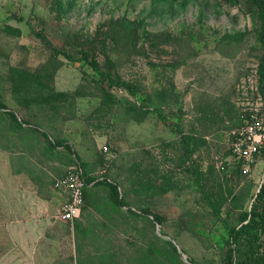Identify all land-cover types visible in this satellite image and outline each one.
<instances>
[{
  "label": "rangeland",
  "instance_id": "374dc122",
  "mask_svg": "<svg viewBox=\"0 0 264 264\" xmlns=\"http://www.w3.org/2000/svg\"><path fill=\"white\" fill-rule=\"evenodd\" d=\"M258 31L245 0H0V100L30 122L19 128L0 110V264H223L218 241L264 182V149L249 168L229 149L243 109L264 116ZM48 42L85 51L137 92L98 84L62 54L52 66ZM12 66L65 101L19 104ZM34 126L162 224L94 184L79 217L59 219L52 181L78 161Z\"/></svg>",
  "mask_w": 264,
  "mask_h": 264
},
{
  "label": "trees",
  "instance_id": "16d2710c",
  "mask_svg": "<svg viewBox=\"0 0 264 264\" xmlns=\"http://www.w3.org/2000/svg\"><path fill=\"white\" fill-rule=\"evenodd\" d=\"M158 2H167L169 0H157ZM256 6V16L259 21L258 40L262 47L263 54L258 62V81L259 87L262 90L264 86V0H245ZM169 5V4H168ZM127 27L131 26L128 23ZM8 33L19 34L20 30L7 26L5 28ZM39 35V34H37ZM41 36V35H39ZM49 44V42H48ZM50 47V44H49ZM52 49L47 61L56 66L60 63L57 60L59 54L64 55L71 63L76 64L80 70L86 72V68L91 70V76L95 82L108 86L123 87L135 94L137 87L115 75L110 71L104 70L99 62L85 51H80L79 56H73L67 52H62L58 48L51 46ZM9 77L12 83L15 97H17L19 104L44 103L53 105L52 103L63 102L68 95L67 92L54 91L47 84L42 83L36 72L22 69L16 66L10 67ZM0 110L9 117V119L19 128H25L30 125V122L24 118H19L16 112L8 109L5 103L0 100ZM25 126V127H24ZM53 148L63 147L70 153L74 154L78 165L82 169V178L84 181V188L86 185H104L109 189V196L113 204L117 206H125L128 211L136 215L152 216L153 222L156 225H161L162 217L149 211L147 208H140L139 210L131 209L127 201L121 195L119 184L107 179L105 176L101 178L89 177L84 169L85 164L79 161V157L73 146L66 139H54L49 137V134L37 127H33ZM85 198V190H83V199ZM84 206V205H83ZM83 209V208H82ZM171 249L176 252L177 248L170 240H166ZM218 245L222 250L223 264H264V182L261 184L259 191L250 207V210L241 214V222L236 227L227 226L224 235L218 241ZM190 264H194L190 261Z\"/></svg>",
  "mask_w": 264,
  "mask_h": 264
},
{
  "label": "built area",
  "instance_id": "2783aa9c",
  "mask_svg": "<svg viewBox=\"0 0 264 264\" xmlns=\"http://www.w3.org/2000/svg\"><path fill=\"white\" fill-rule=\"evenodd\" d=\"M240 120L241 125L231 132L233 139L229 149L244 168H249L264 149V116L258 108L252 107L242 110ZM52 186L67 194L60 204L59 219L73 221L79 217L84 205L81 167L78 164L70 166L62 176L53 180Z\"/></svg>",
  "mask_w": 264,
  "mask_h": 264
},
{
  "label": "crops",
  "instance_id": "0c3cea01",
  "mask_svg": "<svg viewBox=\"0 0 264 264\" xmlns=\"http://www.w3.org/2000/svg\"><path fill=\"white\" fill-rule=\"evenodd\" d=\"M62 176V175H61ZM60 177V176H59ZM52 183H53V181H52ZM53 187V186H52ZM55 190V189H54ZM58 194H60V195H62V196H64V200L67 198V194L66 193H63V192H59V191H57V190H55ZM63 200V201H64Z\"/></svg>",
  "mask_w": 264,
  "mask_h": 264
}]
</instances>
